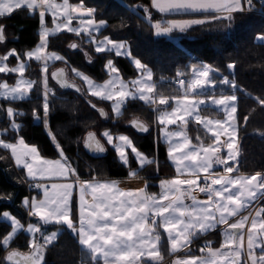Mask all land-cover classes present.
<instances>
[{
  "label": "snow or ice",
  "instance_id": "1",
  "mask_svg": "<svg viewBox=\"0 0 264 264\" xmlns=\"http://www.w3.org/2000/svg\"><path fill=\"white\" fill-rule=\"evenodd\" d=\"M115 2V0H114ZM257 2L261 4V11H264V0H150L149 6L130 5L125 7L137 14L142 10L144 19L151 23L153 34L157 37H171L175 33H187L194 26L205 25L215 21H227L231 26L235 13L252 12L256 9ZM20 9L30 10V15L38 11L41 31L40 42L31 51L24 53L27 60H35L43 64V118L34 110L33 116L36 120H42L45 127L48 126L49 95L54 94L48 87V65L53 61H63L65 58L55 52L47 53L46 49L50 36H54L66 30L69 33H76L78 36L83 31L90 38V42L95 45L97 53H115L117 57L129 58L140 75L131 81H124L119 69L112 60L105 64V71L109 79L103 83H97L84 73L72 69L77 77H80L88 86V91L92 96L101 100L112 101L115 117H121L123 110L130 100H141L146 105H153L154 110L159 112L157 122L164 125L163 137L166 143L170 144L168 155L175 165L177 177L170 180H161L159 195L147 192V183L140 189L122 190L116 181H79L75 177L76 169L71 167L67 157L63 155V149L59 143L56 146L61 158L56 160L45 159L40 155L39 149L35 145H28L22 136L18 137L16 143L6 142L0 139V147L11 150V154L18 167L26 169L27 176L33 180L37 177H67L72 174L74 183L51 184L35 183L32 186L43 189V198L24 197L22 204L28 210V215L38 217L42 225H56L57 230L49 235H43V243L33 240L29 247L31 253L24 255L18 251L10 250L4 259L11 264H21L22 257L27 264H42L44 248L57 240L61 234V228L68 229L71 234L78 239V243L87 251L92 264L102 262V264H141V259L146 257L152 264H158L163 260L159 245L161 235L158 228H162L166 234L169 250L171 253L188 249L198 235H203L215 230L218 226L223 228L224 241L220 249L213 250L209 245L201 248L203 253L207 250L205 257L189 256L186 259H177L175 264H264V207L254 211L251 208L253 202H258L264 197V173L256 172L252 175L239 174L238 157L241 153L238 150L237 134L239 122L237 120L238 97L235 90L238 85L235 79L228 76L222 77L219 81L211 74L219 70L211 65L192 66L193 78L188 81L185 93L182 98L172 97L175 107L168 110L169 99L161 96L158 100L155 97L156 85L153 82V73L142 61L132 55L131 48L127 41H115L109 37L97 40L93 33H98L106 26V21L96 22L94 13L96 9L85 8L83 0L76 6L69 4V0H63L62 4H57L54 0H0V18L11 16ZM152 9L159 13H210L204 18L191 19H170L163 21L152 20ZM51 14L54 27L48 28L45 22V13ZM73 13L77 17L87 15L92 19L79 22L81 27H70ZM63 17L64 22L56 21ZM5 26L0 25V43L6 42L4 34ZM257 39L264 42V35L257 36ZM71 49L79 46L76 43L69 45ZM16 58V67H9V58ZM89 62H91L89 58ZM26 63L21 59V54L16 49H11L0 55V73H19L20 79L15 86L8 83H0V98L8 101H18L28 99L36 81L23 77ZM233 71L236 68L235 62L227 65ZM183 73H177V84L185 88V80L180 78ZM52 77L57 80L61 87L76 88L70 83L64 74V69L52 73ZM218 86H228L233 90V94H221L217 97L214 93ZM243 91V89H240ZM209 93H213L209 95ZM250 95V94H249ZM192 99H189V97ZM199 96H207L205 99H197ZM260 105H264V99L253 97ZM211 105L217 107L226 114L225 120H211L200 116V107ZM94 109L96 105H91ZM103 117L107 113L103 109H98ZM7 116L12 120L11 129L19 133L22 125L15 122V117L24 115L13 108L6 110ZM185 116L192 118L201 124L213 135V143L207 146L203 144L192 145L191 140L183 131L168 132L167 126L181 122L187 123ZM248 116L244 117L245 124ZM227 125V127L225 126ZM136 131L147 133L149 126L138 118L130 122ZM214 129H219L215 131ZM229 129H231L229 131ZM8 130H3L0 135L7 134ZM102 135L118 154V159L125 167H129V150L131 151L140 169L145 166L156 164L158 161L153 157L149 158L139 151L133 141L127 135L113 137L109 131H104ZM221 135H226L227 139L221 141ZM182 137L183 143L174 142L172 137ZM55 141V137H51ZM85 146L94 153L106 151L104 145L96 138L95 133L89 132L85 138ZM226 149V156L221 157V149ZM232 161V164H229ZM224 166L223 174L210 173L213 164ZM237 175L233 176L232 173ZM203 177L204 185L198 181L200 174ZM186 175L188 177L180 179ZM129 176H138L137 170L130 169ZM78 186V220L72 215V196L74 187ZM199 187L201 193L207 195L206 200H198L193 191ZM51 189V191H50ZM190 199L191 203H185V199ZM10 199V198H9ZM247 212V215L241 213ZM251 217L250 224L249 218ZM235 219L229 223V220ZM159 221V223H158ZM0 222H7L10 231L0 237V247L7 248L15 237L25 231L35 237L41 233L40 224L29 223L27 227L14 215L5 211L0 214ZM247 227V247L244 246L245 228ZM256 249L260 254L256 255Z\"/></svg>",
  "mask_w": 264,
  "mask_h": 264
},
{
  "label": "trees",
  "instance_id": "2",
  "mask_svg": "<svg viewBox=\"0 0 264 264\" xmlns=\"http://www.w3.org/2000/svg\"><path fill=\"white\" fill-rule=\"evenodd\" d=\"M70 1L80 3V0ZM83 4L96 9L95 19L107 21V25L98 36L107 35L115 40L127 41L132 55L152 69L158 96H165L170 101L172 97L180 96L185 89L178 84H172L170 80L177 77L178 72L189 77L192 66L200 63H208L219 70L211 74L218 85L224 76H228L230 80L235 79L238 85L235 90L238 97L236 113L239 122L238 148L241 153L237 167L239 172L246 174L264 173V105L253 99V97L264 99V42L257 39L258 35H264V11L260 10L262 8L260 3L257 2L256 9L252 12L235 13L231 26L227 21H215L194 26L187 33H175L171 37L155 36L151 23L144 19L142 10L137 14L125 7V5L133 8L149 6L150 0H115V2L114 0H83ZM151 11L153 21L170 19L160 16L153 9ZM206 16L208 15H199L195 18ZM49 21L47 18V22ZM0 25L5 26L4 34L7 38L6 42L0 43V55L10 48L17 49L23 55L40 39L38 32L40 18L37 12L30 15L28 9H20L11 16L0 18ZM175 37H178L177 41L173 40ZM76 42L80 48L71 49L69 45ZM48 47L50 50L62 52L70 66L85 71L99 81L105 80L108 76L105 71V63L108 59L114 61L125 78L129 79L137 75V69L129 58L117 57L115 53H97L91 42L67 32L51 36ZM85 50L90 54L91 62L87 59ZM15 60L11 58L10 62ZM232 62L236 64L234 72L227 67ZM60 65L64 63L52 64L49 72ZM28 72L40 78L42 76L40 62H31ZM69 78L79 83L72 75ZM49 82L53 86L54 93L49 95V130L79 177L123 178L129 176L130 169H137L138 175L152 177L150 179H154V175L161 177L174 173V167L168 158V145L160 139L158 127L155 128L156 110L153 105H146L140 100H130L123 110V115L117 118L109 102L90 95L82 86H80L81 91L76 92L62 90L50 76ZM215 94L231 95L233 90L228 86H218ZM91 103L103 107L107 117L102 118ZM4 104L12 105L24 115L14 118L16 123L22 125L19 133L11 129L12 120L8 116L0 118V133L5 129L8 130L7 134L0 135L2 138L15 141L22 136L25 142L36 144L44 156L50 158L59 156V150L53 143L52 136L47 132L45 124L42 120L34 119L33 116L34 110L40 117L44 116L43 96L38 89L33 90L28 99L4 101ZM202 111L207 116H223L220 111L210 106L203 107ZM245 116H248L246 124ZM134 118L144 121L150 131L145 134L137 133L130 126ZM191 127L192 132L198 133L204 140H212L199 125L191 122ZM104 129L112 133L130 135L137 148L148 157H154L158 161V166L153 164L140 169L130 153L129 167H125L118 159L114 148L103 140L106 147L103 156H93L88 153L83 145L85 135L95 131L101 138L100 133ZM23 179H25L24 171L17 169L9 153L0 148V214L9 211L20 221L26 222L28 210L23 206L22 200L33 195L36 190ZM45 229L57 230V226L46 225ZM9 231L10 225L7 222H0V237ZM217 231L207 233L204 237L205 240L212 241L213 247H219L223 243L222 235ZM29 245L30 236L21 232L11 243L10 250L29 254L32 251ZM198 246L199 244H194L191 253L198 254ZM160 248L164 257H167L169 243L164 232H161ZM5 256L6 249L0 247V264H8L4 259ZM42 264H92V262L86 249L78 243V239L68 229L61 228L57 240L45 247Z\"/></svg>",
  "mask_w": 264,
  "mask_h": 264
},
{
  "label": "crops",
  "instance_id": "3",
  "mask_svg": "<svg viewBox=\"0 0 264 264\" xmlns=\"http://www.w3.org/2000/svg\"><path fill=\"white\" fill-rule=\"evenodd\" d=\"M54 2L55 3H57V4H62L63 3V0H54ZM69 4L70 5H72V6H76V5H78L79 3H73V2H71L70 0H69ZM84 5V7L86 8V6L87 5H85V4H83ZM154 11H156L155 9H153ZM30 11V10H29ZM160 16H162V17H170V19H191V18H195L196 16H199V15H210V13H170V14H164V13H159L158 11H156ZM37 13H38V11H37ZM47 18H49V22H47ZM80 19H83V20H88V19H92V17H88L87 15H84L83 17H80V18H78L77 17V14H75V13H73V18H72V21H71V24L69 25L70 27H74V28H79V27H81V24H80V22H79V20ZM169 19V20H170ZM94 20L96 21V22H99V21H106V20H104V19H95V17H94ZM45 22H46V26L48 27V28H53L55 25H54V21H53V18H52V16H51V14L50 13H48V12H46L45 13ZM57 23H59V22H64L63 21V17H61L59 20H57L56 21ZM106 25H107V21H106ZM104 28V27H103ZM103 28H101V30L103 29ZM100 30V31H101ZM40 31H41V24H40V27H39V30H38V32H39V35H40ZM100 31L98 32V33H93V35L96 37V39L97 40H102L104 37H109V36H98V34L100 33ZM62 32H67L66 30H64V31H61V32H59L58 34H60V33H62ZM67 33H69V32H67ZM70 34H73V35H75V36H77V37H79V38H84V40L85 41H87V42H90V38H89V36L87 35V34H85L83 31L80 33V35L78 36L76 33H70ZM57 35V34H56ZM51 37V36H50ZM49 37V38H50ZM109 38H111V37H109ZM112 39V38H111ZM112 40H115V39H112ZM115 41H124V40H115ZM260 41V40H259ZM39 42H40V39H39V41H38V43L34 46V47H32V48H30V49H27L25 52H27V51H31V50H33L38 44H39ZM262 42V41H261ZM48 43H49V41H48ZM77 43V45H78V42H76ZM129 45V44H128ZM92 47H93V49L95 50V45L92 43ZM79 48H80V46H79ZM11 49H15V48H10L9 50H11ZM9 50H7L6 52H8ZM17 50V49H16ZM5 52V53H6ZM18 52V51H17ZM24 52V53H25ZM46 52L47 53H52V52H55V53H57L58 55H61V56H63L65 59L63 60V61H53V62H50L49 63V65H48V72H47V76H48V87L53 91V86H51V84H50V82H49V76L50 75H48V74H50V72H49V67L52 65V64H54V63H57V62H63L64 63V66H66V68L68 69V75L69 76H73L76 80H78V84L80 85V86H82L85 90H86V92L87 93H89V91H88V86H87V84L80 78V77H77L76 75H75V73L72 71V69H76V70H78V71H80V72H82V73H84L85 75H87V76H89L90 78H92L95 82H97V83H103V82H105L106 80H108L110 77H109V75L107 76V78L105 79V80H102V81H99V80H96L95 78H93L91 75H89L88 73H86L85 71H83V70H81V69H79V68H76V67H73V66H70L69 64H68V60H67V58H66V56L62 53V52H59V51H57V50H50L49 49V47L47 46V49H46ZM4 53V54H5ZM24 53H23V55H21V59L22 60H24L25 61V63H26V68H25V70H24V73H23V77L25 78V79H28V80H33V81H36V83H35V85L33 86V89H32V91L33 90H39L40 92H41V94H42V90H43V84H42V81H43V76H44V74L42 73V68H43V64L40 62V70H41V73H42V76L40 77V78H36V77H34V76H32L31 74H29V72H28V68H29V65H30V63L31 62H37V61H35L34 59L33 60H27L25 57H24ZM85 53H86V57H87V59H89V58H91V56H90V54L85 50ZM114 53V52H113ZM135 57V56H134ZM12 58H14V57H12ZM137 58V57H136ZM16 59V58H15ZM139 59V58H138ZM108 60H112V59H108ZM107 60V61H108ZM11 61V58H9V60L7 61V64H8V66L11 68V67H16L17 66V64H18V61L17 60H15L14 62H10ZM106 61V62H107ZM113 61V60H112ZM131 61V60H130ZM114 62V61H113ZM132 62V61H131ZM143 63V62H142ZM106 64V63H105ZM115 64V63H114ZM133 64V63H132ZM115 66H116V64H115ZM117 67V66H116ZM118 68V67H117ZM148 68H150L149 66H148ZM119 69V68H118ZM151 69V68H150ZM120 71V70H119ZM151 71H152V69H151ZM152 73H153V71H152ZM120 75H121V77H122V79L124 80V81H131V80H134V79H136L139 75H140V73H138V71H137V75L136 76H134V77H132V78H129V79H127V78H125L124 76H123V74L121 73V71H120ZM20 79V74L19 73H8V74H3V73H0V83H3V82H6V83H8L10 86H15L16 85V83L18 82V80ZM152 79H153V82L155 83V81H154V78L152 77ZM155 85H156V83H155ZM31 91V92H32ZM31 92H30V94H31ZM90 94V93H89ZM91 95V94H90ZM219 96V95H218ZM95 97V96H94ZM155 97H156V99L158 100L159 98H160V96H158L157 95V93H156V88H155ZM96 98H98V97H96ZM48 99H49V97H48ZM4 101H8V100H4V99H2V98H0V118H3L4 116H7V114H6V110H7V108H9V107H11V108H13L14 110H16L12 105H6V104H4ZM105 101H107V100H105ZM141 101V100H140ZM107 102H109L110 103V106H111V109H112V112H113V104H112V101H107ZM143 102V101H142ZM154 107H156V106H154ZM17 111V110H16ZM157 113H158V111H156V116H155V118H156V124H157V126H160V124L157 122ZM48 114H49V112H48ZM113 114H114V112H113ZM47 119H48V117H47ZM159 128V127H158ZM46 129H47V132L49 133V135L50 136H52V134H51V131L49 130V126H47L46 127ZM104 131H109L112 135H113V137H116V136H118V135H127L128 137H130V139L133 141V139L131 138V136L130 135H128L127 133H112L110 130H108V129H104V130H102L101 131V133H100V136H101V138H102V140L107 144V145H109L108 143H107V141H106V138L102 135V133L104 132ZM160 137V136H159ZM0 139H4V138H2L1 136H0ZM6 142H11V143H16L17 142V140H18V138H17V140H15V141H12V140H7V139H4ZM162 140V139H161ZM52 141H53V139H52ZM163 141V140H162ZM165 142V141H164ZM27 143V142H26ZM53 143L55 144V146H56V140L55 141H53ZM238 143V142H237ZM28 145H35V146H37L36 144H31V143H27ZM133 144L135 145V143H134V141H133ZM167 145H168V143H167ZM109 146H111V145H109ZM38 147V146H37ZM57 147V146H56ZM112 147V146H111ZM135 147L137 148V146L135 145ZM2 150H4V151H7L8 153H9V156H10V158L12 159V162H13V164H14V166L17 168V169H20V170H23L24 171V178H25V180L28 182V184L29 185H31V187H32V185L33 184H35V183H43V184H46V185H48V186H50L51 184H53V183H55V184H64V183H74L75 184V178H74V176L72 175V174H69L67 177H44V178H41V177H37L35 180H33V179H31V178H29L28 176H27V171H26V169H24V168H22V167H18L16 164H15V160H14V158H13V156H12V154H11V150H6V149H3L2 147H0ZM113 148V147H112ZM168 148H169V145H168ZM39 149V148H38ZM138 149V148H137ZM115 150V149H114ZM116 151V150H115ZM139 151H141L140 149H139ZM39 152H40V155L42 156V157H44L45 159H49V160H56V159H60L61 158V155H60V152H59V156L58 157H56V158H50V157H46V156H44L42 153H41V151H40V149H39ZM142 152V151H141ZM117 153V152H116ZM130 153H131V151L129 150V161H130ZM142 153H144V152H142ZM145 154V153H144ZM63 155L65 156V157H67L64 153H63ZM131 155H132V153H131ZM146 155V154H145ZM117 156H118V154H117ZM147 156V155H146ZM132 157H133V155H132ZM68 158V157H67ZM134 158V157H133ZM149 158H151V157H149ZM135 159V158H134ZM69 160V159H68ZM69 162H70V160H69ZM171 163V162H170ZM70 164H71V162H70ZM172 164V163H171ZM172 166H173V164H172ZM71 167H73V165L71 164ZM174 167V166H173ZM139 168V167H138ZM219 168H221V167H217L216 169H219ZM134 170H137V169H134ZM211 172V171H210ZM175 174V168H174V173L172 174V175H170V176H173ZM205 174V173H204ZM239 174H242V175H252V174H255V173H251V174H246V173H243V172H239ZM170 176H161V177H158V175H154L153 176V178L154 179H150V178H152V177H148V176H146V175H138L137 177H135V178H131L130 176H128V177H123V178H81V177H79L76 173H75V177H78V180L79 181H98V182H107V181H116L117 183H118V187H119V185H124V183H126V181L127 180H129V181H131V180H133V181H140L141 183H143V185H145L144 184V181H147L148 183H150V185L151 186H155L157 189H153V191H157L159 188V186H158V183L161 181V180H163L164 178H167V177H170ZM158 177V178H157ZM119 181V182H118ZM35 188V187H34ZM124 189V188H123ZM122 189V190H123ZM35 193L33 194V195H31V196H28L30 199L32 198V197H36L37 199H42L43 198V189H40V188H35ZM126 191L128 190V188H126L125 189ZM50 191H51V189H50ZM78 195H79V190H78V186L77 187H74V189H73V196H72V215H73V219L74 220H78ZM197 198H202L203 196H201V195H195ZM204 198V197H203ZM204 199H207V198H204ZM185 200H187V201H189L190 199H188V198H186ZM260 207H264V197H261L260 199H259V201L258 202H253V204L251 205V208L253 209V215H254V211L256 210V209H258V208H260ZM5 212V211H4ZM7 212H9V211H7ZM10 214H12L11 212H9ZM248 213L247 212H243V213H241V215H247ZM13 215V214H12ZM74 215H75V218H74ZM15 216V215H14ZM235 219H237V218H232V219H230L229 220V223H231V222H234L235 221ZM250 220H251V217L249 218V224H250ZM21 223H23L24 225H25V227H27V225L29 224V223H31V224H40V226H41V233H37L36 235H35V237H33V236H31V235H29L27 232H25V231H21V232H25V233H27L29 236H30V243H32L33 242V240L35 241V242H37V243H43V235H49L51 232H53V231H56V230H52V231H49V230H46L45 229V226L46 225H42L41 224V222L39 221V218L38 217H34V216H30V215H28V217H27V220H26V222H22L21 221ZM221 227H223V226H218L215 230H213V231H216V230H218L219 228H221ZM161 229H158V231H160ZM213 231H210V232H213ZM20 232V233H21ZM210 232H208V233H210ZM246 232H247V227L245 228V241H244V246H245V248L247 247V236H246ZM19 233V234H20ZM18 234V235H19ZM43 234V235H42ZM207 233H205L204 235H206ZM17 235V236H18ZM16 238V237H15ZM15 238H14V240H15ZM13 240V241H14ZM205 242H208V243H210V241H208V240H205V241H203V243H205ZM202 243V242H201ZM202 243V244H203ZM212 243V242H211ZM210 243V244H211ZM11 245V244H10ZM10 245L7 247V248H5L6 249V254L8 253V251H9V248H10ZM212 246V245H211ZM256 251V255H259L260 254V250L259 249H256L255 250ZM44 255H45V248H44ZM43 259H44V256H43Z\"/></svg>",
  "mask_w": 264,
  "mask_h": 264
},
{
  "label": "rangeland",
  "instance_id": "4",
  "mask_svg": "<svg viewBox=\"0 0 264 264\" xmlns=\"http://www.w3.org/2000/svg\"><path fill=\"white\" fill-rule=\"evenodd\" d=\"M173 40L177 41L178 40V37L173 38ZM204 64H208V63H200V64H196V66H202ZM208 65H210V64H208ZM192 78H193V75H192V68H191V75L189 77H186L185 88H184L185 90H186L188 81H190ZM185 90H183V93L180 96H176V97L182 98L183 95H184V93H185ZM211 94H213V93H209V95H211ZM215 95L217 97L220 96V94H219V96L217 94H215ZM163 97H165V96H163ZM189 99H192V97L190 96ZM197 99H205V100H207V96H199V97H197ZM175 106H176L175 105V101L172 100V99H171V101L169 100L168 110L170 111L171 108L172 107H175ZM208 106L213 107L211 105H208ZM203 107H205V106H201L200 109H199L200 116H201L202 119H204V118L211 119V120H225L226 119V114L224 112L220 111L217 107H213V108H216L218 111H220L223 114V116H214V115L213 116H207V115H204V113L202 111V108ZM158 115H159V112L157 113V116ZM185 120H187V123L186 124H183V123H181V122L178 121L177 124L168 125L167 126V131L168 132H173V133L174 132L183 131L184 134L188 137V139L191 140L192 145H200V144H203L204 146H207V145L213 143V135H212V133L208 132L201 124L195 122L190 117L185 116ZM191 122H194L195 124H197L200 127H202L203 130L205 132H207L211 136L212 140H209V139L204 140L198 133L192 132V130H191V128H192L191 127ZM225 126L227 127V125H225ZM157 127H159L157 129V132H158V135L160 136V139H162L163 141H165L164 140V137H163V130H164V127L165 126L164 125H161V124H160V126H157V124H156L155 128H157ZM214 130L215 131H219V129H214ZM230 130L231 129H229V131ZM226 139H227L226 135H221V141H225ZM236 139H237V142H238V134H237V138ZM172 140L174 142L183 143V138L182 137H175L174 136V137H172ZM205 141L207 143H205ZM168 145L170 147V144L169 143H168ZM237 145H238V143H237ZM238 150H239V148H238ZM226 154H227L226 149L222 148L221 149V152H220L221 157L226 156ZM168 158H169V161L173 164V162L171 161L169 155H168ZM229 164L231 165L232 164V161H229ZM173 166L175 168V165L174 164H173ZM217 167H221V168L216 169ZM223 168H224L223 165H219V164H215L214 163L213 164V167L209 170V172L210 171L211 172H220L219 170L220 169H223ZM177 175L178 174H177V171H176V168H175V174L173 176L164 178L163 180H170V179L176 178ZM205 175L206 174H204V173H201L200 174L201 178H202V176H205ZM231 175L235 176V175H237V173L234 172ZM184 177H186V175H182L179 178L180 179H183ZM189 178H194V177H189ZM145 183H147V185H148V187H147V192L148 193H150V194H157V195L160 194V192H161L160 187H158L159 189L157 191H153V189H157V188L155 186H151L150 183H148L147 181H144V184ZM144 186L145 185H143V183H141L140 181H133V180L129 181V180H127L126 183H124L123 186L122 185H119V188L120 189H123L124 188L123 190H125L126 188H128V190H135V189L143 188ZM158 186H159V183H158ZM197 199L198 200H206L203 197L202 198L199 197ZM185 203H191V201L190 200L189 201L185 200ZM158 223H159V221H158ZM224 227L225 226L219 228L218 231H217V232H219L222 235L223 241H224V237H223V228ZM158 229H161L159 231L160 232V235H161V232H163V229L162 228H158ZM204 237H205L204 234L203 235H198L196 238H194L195 240L193 239V241H192V243H191V245H190V247L188 249H183V250H180V251L175 252V253H171L170 250H168L167 251L168 252V256L167 257H164V254L162 253L161 248H160V245H159L161 255L163 256V260L160 261V262H158V264H175V261L178 258L179 259H186L189 256L205 257L207 255V250L205 249V252H203V253L200 251L201 248H205V245H209L213 250L220 249L221 246H219V247H213V246H211L212 245V243H211L212 241L211 240H208V241H210L211 244L208 243V242L203 243V241H205ZM196 243L199 244V246H198L199 253L198 254L197 253L196 254H193V253H191V250H192L194 244H196ZM9 251H10V248H9ZM141 264H152V262L148 258L144 257V258L141 259Z\"/></svg>",
  "mask_w": 264,
  "mask_h": 264
},
{
  "label": "water",
  "instance_id": "5",
  "mask_svg": "<svg viewBox=\"0 0 264 264\" xmlns=\"http://www.w3.org/2000/svg\"><path fill=\"white\" fill-rule=\"evenodd\" d=\"M77 44V43H76ZM60 69H64V74L66 75V77H67V79H68V81L70 82V83H73L76 87H78L79 89H80V91H81V87H80V85L76 82V81H74V80H72L71 78H69V75H68V69L66 68V66H64V65H60V66H57L56 68H54V69H52L51 70V72H50V78L62 89V90H73V91H76V92H80V91H77L76 90V88H66V87H61L60 86V84L57 82V80L56 79H54L53 77H52V73L53 72H57L58 70H60ZM94 103H91V105H93ZM95 105V104H94ZM97 111H98V109H103L104 111H105V109L103 108V107H98V106H96V108H95ZM99 112V111H98ZM106 112V111H105ZM100 114V113H99ZM101 116V115H100ZM102 118H105V117H103V116H101ZM140 120V119H139ZM142 121V120H141ZM144 122V121H143ZM145 123V122H144ZM133 128V127H132ZM134 129V128H133ZM135 130V129H134ZM136 131V130H135ZM90 132H93V133H95V135H96V138L97 139H99L100 140V142L104 145V142L102 141V139L99 137V135L95 132V131H90ZM137 133H140V132H138V131H136ZM89 133V132H88ZM87 133V134H88ZM87 134L85 135V138L87 137ZM140 134H145V133H140ZM85 138H84V141H85ZM83 145H84V148H85V150L88 152V153H90L91 155H93V156H103L104 154H105V152H103V153H94V152H92V151H90L86 146H85V142H83ZM104 147H105V145H104ZM105 149H106V147H105ZM31 253V252H30ZM29 253V254H30ZM24 255H28V254H24ZM17 259H20L21 260V264H27V262L26 261H24L23 260V258L22 257H17ZM7 263L8 264H11V262H8L7 261Z\"/></svg>",
  "mask_w": 264,
  "mask_h": 264
},
{
  "label": "built area",
  "instance_id": "6",
  "mask_svg": "<svg viewBox=\"0 0 264 264\" xmlns=\"http://www.w3.org/2000/svg\"><path fill=\"white\" fill-rule=\"evenodd\" d=\"M86 8H92L91 6H86ZM180 78H183L184 80H185V77L184 76H182V77H180ZM177 79H178V77H175V78H172L171 80H170V82L172 83V84H177ZM186 81V80H185ZM223 171L224 170H222V171H220V172H213V173H215V174H223ZM203 177L204 176H202V178L199 180V184L201 185V186H203L204 185V179H203ZM185 178H189V177H184L183 179H185ZM23 181L25 182V183H27V181L25 180V179H23ZM32 188L34 189V187L32 186ZM49 188H50V186H49ZM193 195H201V196H203L204 198H207V195L205 194V193H201L200 192V190H199V187H196L195 189H194V191H193Z\"/></svg>",
  "mask_w": 264,
  "mask_h": 264
}]
</instances>
